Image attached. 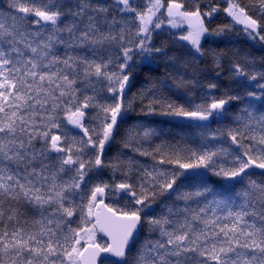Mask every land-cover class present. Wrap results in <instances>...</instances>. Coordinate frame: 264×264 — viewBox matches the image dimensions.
<instances>
[{
	"label": "snow or ice",
	"instance_id": "obj_1",
	"mask_svg": "<svg viewBox=\"0 0 264 264\" xmlns=\"http://www.w3.org/2000/svg\"><path fill=\"white\" fill-rule=\"evenodd\" d=\"M116 3L120 12L133 13L138 21L134 41L124 35V20L104 19L102 30L96 15L108 11L104 6L81 2L74 9L65 0H39V6L37 0H11V11L0 14V264H98L102 253L119 259L105 257L100 264H264V181L258 183L251 179L255 173L246 172L253 167L264 169V150L253 152L254 145L243 144L245 139H255L246 132L227 133L238 149H245L233 154V167L225 168L216 159L226 149L204 146L186 155L175 151L168 159L178 166L175 170L149 173L151 180L136 186L127 180L109 184L99 178L98 171L114 167L103 159L105 144L113 137L118 117L122 120L131 108L124 91L132 79L133 50L146 58L162 51L152 46V32L163 24L158 15L161 9L173 28L188 25L187 34L176 40L188 42L196 53L202 52L205 34L222 32L210 31L204 22L217 7L202 12L199 4L189 10L177 0L167 4L146 0L140 11L133 6L134 0ZM260 3L264 19V0ZM224 11L244 26L250 39L264 41V25L235 0H229ZM86 14L88 22L81 26ZM112 45L120 47L118 63L104 54L106 46ZM77 48L91 49V53L71 54ZM112 64L115 70H110ZM236 71L246 75L238 65ZM93 78L106 82L112 103H100ZM207 87L214 89L216 84ZM248 96L255 98L256 93ZM233 99L239 97L214 99L190 111L162 106L160 114L208 121L221 116ZM88 109H99L93 117L100 120L99 131L93 128V135L84 126ZM155 111L150 102L148 112ZM65 122L82 129L87 139L62 135ZM260 123L264 124V117ZM259 144L264 145V135ZM200 169L228 180L249 177L247 189L233 194L243 197L239 211L205 218L200 214L203 208L189 216L188 208L166 206V213L151 215V205L165 192L181 201L207 198L211 193L209 204L225 203L216 199L217 193L206 183L191 192L176 186L181 177L189 178V170ZM119 193L127 198L124 207L105 203V198ZM23 206L34 210L36 218L30 225L26 218L22 222ZM97 232L109 237L110 243H98Z\"/></svg>",
	"mask_w": 264,
	"mask_h": 264
},
{
	"label": "trees",
	"instance_id": "obj_2",
	"mask_svg": "<svg viewBox=\"0 0 264 264\" xmlns=\"http://www.w3.org/2000/svg\"><path fill=\"white\" fill-rule=\"evenodd\" d=\"M65 2L74 9L75 5L81 2L91 7H106L108 9L106 13L96 15L102 30L105 28L104 19L110 21L115 17L118 21H125L124 35L127 41L131 42L136 39L135 30L138 21L134 20L133 13L120 12L119 7L121 6L117 5L116 0H65ZM177 2L184 3L185 8L189 10L199 4L202 12L210 10L211 7H217L218 11L210 18L205 17L204 22L210 31L221 29L222 32L220 35H209L210 37L201 45L200 54H197L188 43L176 40L180 35H184L182 30L172 31L168 28L152 32V46L161 48L162 51L153 53L151 62H139L142 55L135 49L133 50L132 79L124 91L125 102L131 101V108L124 113L122 120L118 117L113 137L107 143L103 154L105 163L111 162L114 167L107 166L102 171L97 170L99 178L109 184L124 180L134 186L144 183L151 180L149 173L173 171L178 167L168 163V159L175 151L186 155L189 150L200 151L204 146L212 150L226 149L227 152L216 159L225 168L233 167L235 166L232 159L233 154H242L245 151L244 148L238 149V146L233 144L227 135L235 129L255 137V139L242 141L245 145H254L253 152L257 148L264 150V145L259 144L260 136L264 135V124L260 123L261 118L264 117V41L258 38L250 39L243 28L236 26L233 18L224 11L228 7L229 0H177ZM235 2L264 25V19L261 18L260 0H235ZM10 3L11 0H0V14L7 15L11 11L8 7ZM164 3L167 4L168 0H164ZM145 4L146 0H134L133 6L142 11ZM37 6H39V0H37ZM87 22L86 14L81 21V26ZM119 28V24L115 26L116 31H119ZM261 34H264V29ZM76 53L90 54L91 49L77 48L71 54ZM60 54L63 55L62 48ZM104 54L111 55L118 63L120 47L118 45L106 46ZM237 65L246 75L237 74ZM109 68L115 70L116 64L110 65ZM252 76L256 79H252ZM209 83L216 84V88L209 89L207 87ZM93 86L100 103H112L110 99L112 94L107 92L106 82L97 83L93 78ZM249 92H255L256 97L248 96ZM228 96L239 97V99H233L227 104L222 118L208 123L199 124L185 117L160 114L164 110L162 106L172 105L173 108L190 111L194 110L197 105H207L214 99ZM150 102L156 109L155 112H148ZM245 108L248 109V113L244 112ZM87 111L90 115L86 117L84 126L89 129L88 135H93V128L99 131L97 126L100 120L93 119L99 109H88ZM100 115L103 116L104 113L100 112ZM61 134L77 140L87 139L84 134L72 130L66 122L62 125ZM93 138L96 137L93 136ZM87 152L90 154L91 148ZM161 159L165 161L162 164L159 163ZM182 162H187V160ZM247 173H255L251 179H255L258 183L264 181V175H261L264 172L247 171ZM89 176H93V173L90 172ZM187 177L189 178L181 177L177 181L176 186H179L181 192L195 191L206 183L217 193L216 199L225 201V203L209 204V201L213 199L211 193L207 198L197 197L189 201H181L176 196H169L165 192L157 196L155 203L151 205L149 209L151 215L161 216L166 213V206L176 209L188 208L189 216L200 213V209L203 208L204 212L200 214L205 218H213L214 214L223 218L229 211L240 210V205L244 202L243 197H235L233 194L247 189L249 184L247 175H242L239 179L228 180L205 171L203 175L188 173ZM126 200L127 198L122 193L115 197L105 198L106 203L120 207H124ZM23 208L25 217L22 218V222L26 218L30 225L31 221L36 218L34 210L28 206H23ZM178 218L183 219L182 216ZM222 222L230 223V221L223 220ZM196 223L199 224V221ZM153 237L159 238L158 234H153ZM98 243L106 244L101 238H98Z\"/></svg>",
	"mask_w": 264,
	"mask_h": 264
},
{
	"label": "rangeland",
	"instance_id": "obj_3",
	"mask_svg": "<svg viewBox=\"0 0 264 264\" xmlns=\"http://www.w3.org/2000/svg\"><path fill=\"white\" fill-rule=\"evenodd\" d=\"M162 14V15H161ZM158 15H160V18L163 20V24H162V26H161V28H159V29H155L154 31H160V30H162L163 28H168V29H170V30H172V31H180V30H182L184 33L183 34H187V31L189 30L188 29V25L186 24V23H182V24H180V26L179 27H176V28H173L172 26H171V24H169L168 23V17H167V15H166V10L165 9H161V12H160V14H158ZM233 21H234V19H233ZM234 23L236 24V26H238V27H241V28H243L244 29V26L243 25H241V24H239V23H237V22H235L234 21ZM210 36L208 35V34H205V36H203L202 38H201V42H200V45H202V43L207 39V38H209ZM256 42V41H255ZM254 42V43H255ZM186 43H188V42H186ZM190 45V44H189ZM191 46V45H190ZM193 49V48H192ZM194 51H195V49H193ZM197 54H200V53H197ZM134 59V58H133ZM133 59H132V61L130 62V63H132L133 62ZM139 62H142V63H144V62H151V56L150 57H145V56H142V59L139 61ZM227 106V105H226ZM226 106H225V108H226ZM222 116H223V114L221 115V116H214V117H212V118H210L208 121H198V120H195V119H191V118H186V119H189V121H191V122H194V123H199V124H204V123H208V122H210V121H212V120H214V119H220V118H222ZM86 119V118H85ZM85 122V121H84ZM72 130H74V131H76V132H79V133H82V134H84V132H83V130L82 129H79V128H75V127H73L72 125H68ZM107 146V143L105 144V147ZM247 171H261V172H264V169H257V168H255V167H253V168H250V169H247L246 170V172ZM198 172L199 173H205V171L203 170V169H200V170H197V172H194V171H192V170H189L188 171V173H190V174H198ZM187 173V174H188ZM241 176H239V177H237V178H235V179H239ZM97 242H98V233H97Z\"/></svg>",
	"mask_w": 264,
	"mask_h": 264
},
{
	"label": "water",
	"instance_id": "obj_4",
	"mask_svg": "<svg viewBox=\"0 0 264 264\" xmlns=\"http://www.w3.org/2000/svg\"><path fill=\"white\" fill-rule=\"evenodd\" d=\"M106 203V202H105ZM98 235L101 239H103L106 243H110V238L107 237L104 233L98 232ZM105 257H108L109 260H118L119 258H115V257H109L108 254L106 253H102L100 259L98 260V264H100L101 261H103L105 259Z\"/></svg>",
	"mask_w": 264,
	"mask_h": 264
}]
</instances>
